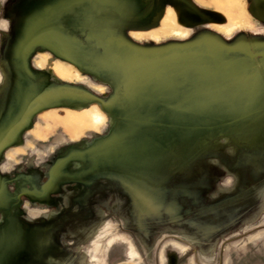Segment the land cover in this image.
<instances>
[{
  "label": "rangeland",
  "instance_id": "374dc122",
  "mask_svg": "<svg viewBox=\"0 0 264 264\" xmlns=\"http://www.w3.org/2000/svg\"><path fill=\"white\" fill-rule=\"evenodd\" d=\"M13 1L0 0V48L8 51L0 54L1 80L6 58L14 62V18L3 16ZM128 1L121 11L129 7L144 28L109 38L86 20L82 37L68 23L72 38H61L59 52L32 59L36 79L52 80L54 104L7 153L0 174L13 201L9 176L27 173L39 190L50 172L63 177L48 200L12 205L22 233L18 245L0 248V264H264V67L202 47L150 68L115 43L167 46L203 33L252 43L264 41V24L251 16V0H190L219 13L217 23H198L197 11L177 6L185 0ZM228 57L241 59L245 80L224 69Z\"/></svg>",
  "mask_w": 264,
  "mask_h": 264
},
{
  "label": "flooded vegetation",
  "instance_id": "af4514ba",
  "mask_svg": "<svg viewBox=\"0 0 264 264\" xmlns=\"http://www.w3.org/2000/svg\"><path fill=\"white\" fill-rule=\"evenodd\" d=\"M112 2V0H14L8 7H4L3 16L8 15L14 18L9 30L11 42L9 41L10 50L8 49L12 51L14 62L6 58L8 64L5 66L8 69L6 71L9 72V76L7 79L1 80L0 83V168L7 153L22 147V143H25L26 135L35 127L37 117L51 110L54 104V96L48 90L50 89L49 84L52 80L48 82L49 84L40 83L32 70L34 68L32 66L34 55L43 49L49 50L52 53H58V45L61 44V38H72L70 35L71 27H69L70 29L68 28V23L76 25L79 31L78 35L82 37L85 35L84 24L86 20L89 23L93 22L95 28L103 29L109 38L117 37L118 34L126 37L128 31L133 32L131 31L133 28H144L138 25L140 23L138 21L135 24L136 21L133 20L135 14L130 12L131 10H128L129 7H127L126 11H121L125 8V5L131 4V2L122 0L121 6L123 7H117ZM251 11L256 16H253ZM250 13L254 20L264 24V0H251ZM201 17H198L197 20L201 19ZM114 24L116 26L113 27L112 25ZM141 24L145 25L144 22ZM62 25H65L64 29L66 32L62 30ZM117 25L119 26L117 27ZM201 25L198 26V29H209L208 25L210 24L206 26ZM116 29L121 30V32H118ZM71 34L75 35V33ZM95 35L94 33V36L92 34L90 36H98ZM206 37L214 38L216 36L203 33L195 41L205 39ZM230 45L243 48L245 52L227 53L228 55H238L242 61L243 58L258 61L254 66L257 70H261L264 67V63H262L264 57L251 58L249 56V53L264 54V41H253L252 43L249 41L248 43L246 39L241 37L235 42L230 43ZM6 48L4 46L0 48V54L4 57H6V52H8ZM203 48L209 47L203 46ZM207 51L208 49L205 50L204 55L211 57ZM179 52L182 53V51ZM204 55L190 56V58L196 59L202 56L206 58ZM209 59L217 61L219 58L211 57ZM241 59H233L231 63H228L230 58H226L225 61L228 64H223L224 69H236L237 71ZM157 68L159 69V66ZM218 69L219 67H215V70ZM245 75L237 71L233 74V78L238 81L245 80L247 78ZM261 75L263 76L262 71L256 74L257 77H262ZM43 91L47 93H40ZM61 97L59 102H65L69 96L66 92ZM57 174L56 171L50 172L49 181L40 190L36 188L38 183L32 181V176L27 173L18 172L13 177L9 176V179H15L13 187L17 192V196L14 201L5 192V175L0 174V248H11L19 244L17 236H19L18 232L20 231L15 229V227L20 228L21 224H16V226L14 225L15 227L12 225V221L10 220L12 205L20 204L22 198L31 201L32 199L34 201L48 200L47 198L51 196L55 183H57L61 176L63 177V175L59 177ZM74 177L76 179V176ZM21 178H24L25 181H22ZM65 178L70 179L71 177L65 176ZM22 238L25 241H29L25 235Z\"/></svg>",
  "mask_w": 264,
  "mask_h": 264
},
{
  "label": "water",
  "instance_id": "95a60500",
  "mask_svg": "<svg viewBox=\"0 0 264 264\" xmlns=\"http://www.w3.org/2000/svg\"><path fill=\"white\" fill-rule=\"evenodd\" d=\"M176 4L182 10H185L188 6L187 8L190 7L192 10L197 11L198 17L202 16L201 19L198 20V23L207 21L217 23L220 22V20L222 21L223 19V17L219 13L197 8L194 4L191 3L190 0H185L184 5L178 3ZM251 13L253 16H256L252 11ZM216 41L218 42H213L212 40H207L205 38L202 40L190 41L185 43H172L167 46H145L123 38L115 40V43L118 44V47L122 49H127L131 52V60L137 62L142 66H148L150 68H155L167 64L170 61L180 59L183 53L193 52L202 48L203 46L212 48L215 54L245 52L243 48L231 46L228 43L222 41L220 38H218ZM179 51H182V53H180ZM249 56L251 58L259 56L264 57V54L249 53ZM96 100L100 102L103 106H105V104L101 100Z\"/></svg>",
  "mask_w": 264,
  "mask_h": 264
},
{
  "label": "trees",
  "instance_id": "16d2710c",
  "mask_svg": "<svg viewBox=\"0 0 264 264\" xmlns=\"http://www.w3.org/2000/svg\"><path fill=\"white\" fill-rule=\"evenodd\" d=\"M123 103H124V101H123ZM105 142L108 143L107 140H102V141L98 142L97 144H98L99 146L103 147V146H105V145H104ZM118 142H119V141L114 140L115 146L119 144Z\"/></svg>",
  "mask_w": 264,
  "mask_h": 264
},
{
  "label": "crops",
  "instance_id": "0c3cea01",
  "mask_svg": "<svg viewBox=\"0 0 264 264\" xmlns=\"http://www.w3.org/2000/svg\"><path fill=\"white\" fill-rule=\"evenodd\" d=\"M0 82H1V75H0Z\"/></svg>",
  "mask_w": 264,
  "mask_h": 264
}]
</instances>
